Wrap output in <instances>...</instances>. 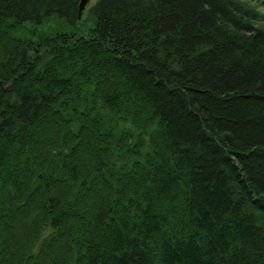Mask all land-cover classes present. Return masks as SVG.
I'll list each match as a JSON object with an SVG mask.
<instances>
[{
	"label": "trees",
	"instance_id": "16d2710c",
	"mask_svg": "<svg viewBox=\"0 0 264 264\" xmlns=\"http://www.w3.org/2000/svg\"><path fill=\"white\" fill-rule=\"evenodd\" d=\"M78 4L0 0V27L74 25ZM88 11L87 38L41 34L42 54L25 40L0 62V264H264V15L237 0Z\"/></svg>",
	"mask_w": 264,
	"mask_h": 264
},
{
	"label": "rangeland",
	"instance_id": "374dc122",
	"mask_svg": "<svg viewBox=\"0 0 264 264\" xmlns=\"http://www.w3.org/2000/svg\"><path fill=\"white\" fill-rule=\"evenodd\" d=\"M96 1L97 0L88 1L85 8L81 12V16L79 18L77 17V20L74 25H67L63 20L61 21V19L55 16H51L43 20L42 23H39V24L24 23L22 26L15 27L8 31H5L3 30V28L0 27V62L6 59L7 54L11 52L12 50H16L17 48L20 49L21 46L24 44L25 40H32L34 42L33 50H31V54H42L47 48L41 46L38 43L39 42L38 36L39 35L41 36V34L53 37L54 35L58 33H66L70 39L69 43L76 42L77 39L80 37L87 38L89 36V31L93 27V21L91 19V16L88 10ZM237 1L247 7L253 8L260 15H264V6H261L258 0H255V1L254 0H237ZM255 24L259 25L260 22H256ZM46 130H47L46 132L47 136H43V139L35 144L37 147L43 148L45 147L46 143L51 142L50 139L53 140V134L55 132L54 123L51 124L50 127H47ZM78 154H79V157L81 156L86 157V154L88 155L86 147L84 148L80 147V149L78 150ZM13 159L14 158H12V161H14ZM19 167L16 169H20V174L23 177L21 175L20 176L22 177V179L25 180V178L28 175L29 169L27 165H24L23 162L22 164H19ZM35 194L36 193H33L32 195L36 197ZM30 202L31 204H34L33 203L34 200L29 201V203ZM27 210L28 209H26V212ZM25 222L29 223V217L23 216L21 221H16V223H14L16 225H14V228L11 229V232L18 233L20 229L23 228L22 226ZM32 225H34V223Z\"/></svg>",
	"mask_w": 264,
	"mask_h": 264
},
{
	"label": "water",
	"instance_id": "95a60500",
	"mask_svg": "<svg viewBox=\"0 0 264 264\" xmlns=\"http://www.w3.org/2000/svg\"><path fill=\"white\" fill-rule=\"evenodd\" d=\"M86 4L87 3H84L83 0H79V4H78V14H77V17L78 18L81 16V12L85 8Z\"/></svg>",
	"mask_w": 264,
	"mask_h": 264
},
{
	"label": "bare ground",
	"instance_id": "6f19581e",
	"mask_svg": "<svg viewBox=\"0 0 264 264\" xmlns=\"http://www.w3.org/2000/svg\"><path fill=\"white\" fill-rule=\"evenodd\" d=\"M55 132H57V133L59 132V128H58V127H57V128H55Z\"/></svg>",
	"mask_w": 264,
	"mask_h": 264
},
{
	"label": "snow or ice",
	"instance_id": "6c2138e0",
	"mask_svg": "<svg viewBox=\"0 0 264 264\" xmlns=\"http://www.w3.org/2000/svg\"><path fill=\"white\" fill-rule=\"evenodd\" d=\"M84 3H88V0H83Z\"/></svg>",
	"mask_w": 264,
	"mask_h": 264
}]
</instances>
